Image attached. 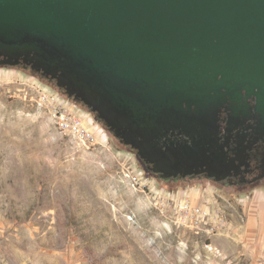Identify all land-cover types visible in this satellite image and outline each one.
<instances>
[{
	"label": "water",
	"instance_id": "water-1",
	"mask_svg": "<svg viewBox=\"0 0 264 264\" xmlns=\"http://www.w3.org/2000/svg\"><path fill=\"white\" fill-rule=\"evenodd\" d=\"M0 66L54 82L162 178L225 179L264 140V0H0Z\"/></svg>",
	"mask_w": 264,
	"mask_h": 264
},
{
	"label": "rangeland",
	"instance_id": "rangeland-1",
	"mask_svg": "<svg viewBox=\"0 0 264 264\" xmlns=\"http://www.w3.org/2000/svg\"><path fill=\"white\" fill-rule=\"evenodd\" d=\"M57 105L97 144L62 132ZM190 190L221 197L204 212ZM252 192L166 183L54 82L0 66V264H264L226 226Z\"/></svg>",
	"mask_w": 264,
	"mask_h": 264
},
{
	"label": "crops",
	"instance_id": "crops-1",
	"mask_svg": "<svg viewBox=\"0 0 264 264\" xmlns=\"http://www.w3.org/2000/svg\"><path fill=\"white\" fill-rule=\"evenodd\" d=\"M183 196L189 198L193 206L199 207L204 212H207L208 207H211V205H216L215 200L221 197L216 192L207 194L198 190L184 192ZM225 203H221L225 209H227V206H231L228 201ZM237 205V208H234L236 215L231 210H227L226 215L229 216L226 225L228 233L239 242L244 243L248 249L263 251L264 188L255 190L250 195L241 196L237 200ZM239 217H243V222H239Z\"/></svg>",
	"mask_w": 264,
	"mask_h": 264
},
{
	"label": "flooded vegetation",
	"instance_id": "flooded-vegetation-1",
	"mask_svg": "<svg viewBox=\"0 0 264 264\" xmlns=\"http://www.w3.org/2000/svg\"><path fill=\"white\" fill-rule=\"evenodd\" d=\"M224 118L225 114H222L221 120ZM220 125L221 129H223V122H220ZM230 156L232 157L231 153ZM249 157L247 166H241L229 171L225 179L212 176L205 170H199L197 173L191 175H178L170 178H162L157 174H153L166 183L175 184L195 180H206L220 188H229L238 193H247L264 187V140L261 139L256 143L252 151L249 152ZM146 166L148 170L151 169V165Z\"/></svg>",
	"mask_w": 264,
	"mask_h": 264
},
{
	"label": "built area",
	"instance_id": "built-area-1",
	"mask_svg": "<svg viewBox=\"0 0 264 264\" xmlns=\"http://www.w3.org/2000/svg\"><path fill=\"white\" fill-rule=\"evenodd\" d=\"M53 117L62 132L72 134L82 143L97 144V135L83 126V120L77 114L57 105L53 110Z\"/></svg>",
	"mask_w": 264,
	"mask_h": 264
},
{
	"label": "trees",
	"instance_id": "trees-1",
	"mask_svg": "<svg viewBox=\"0 0 264 264\" xmlns=\"http://www.w3.org/2000/svg\"><path fill=\"white\" fill-rule=\"evenodd\" d=\"M24 69H27V70H30L32 73H34L35 75H39V74H36L35 72H33L30 68H24ZM40 76V75H39ZM109 132V131H108ZM112 134V133H111ZM113 135V134H112Z\"/></svg>",
	"mask_w": 264,
	"mask_h": 264
}]
</instances>
